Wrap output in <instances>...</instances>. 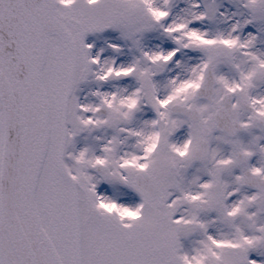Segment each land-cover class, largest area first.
Instances as JSON below:
<instances>
[{
	"label": "snow or ice",
	"instance_id": "snow-or-ice-1",
	"mask_svg": "<svg viewBox=\"0 0 264 264\" xmlns=\"http://www.w3.org/2000/svg\"><path fill=\"white\" fill-rule=\"evenodd\" d=\"M0 264H264V0H0Z\"/></svg>",
	"mask_w": 264,
	"mask_h": 264
},
{
	"label": "rangeland",
	"instance_id": "rangeland-1",
	"mask_svg": "<svg viewBox=\"0 0 264 264\" xmlns=\"http://www.w3.org/2000/svg\"><path fill=\"white\" fill-rule=\"evenodd\" d=\"M168 43H170V42H165V46H166Z\"/></svg>",
	"mask_w": 264,
	"mask_h": 264
}]
</instances>
